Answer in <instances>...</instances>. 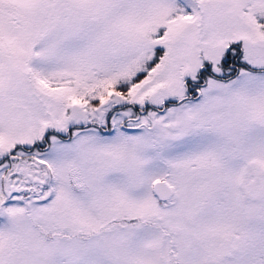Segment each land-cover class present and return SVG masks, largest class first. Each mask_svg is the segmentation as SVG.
I'll return each mask as SVG.
<instances>
[{
	"label": "rangeland",
	"instance_id": "374dc122",
	"mask_svg": "<svg viewBox=\"0 0 264 264\" xmlns=\"http://www.w3.org/2000/svg\"><path fill=\"white\" fill-rule=\"evenodd\" d=\"M0 264H264V0H0Z\"/></svg>",
	"mask_w": 264,
	"mask_h": 264
},
{
	"label": "flooded vegetation",
	"instance_id": "af4514ba",
	"mask_svg": "<svg viewBox=\"0 0 264 264\" xmlns=\"http://www.w3.org/2000/svg\"><path fill=\"white\" fill-rule=\"evenodd\" d=\"M231 50V49H230ZM235 55V54H234ZM230 51H228L227 53H226V57H225V59H224V63L226 64V65H228V67H230L231 68V73H230V75H228V76H222L221 78L223 79V80H225V81H229V80H234L235 78H237L239 75H240V73H241V71H240V69H241V67L242 66H247L246 64H245V62H242L240 59H239V57H241L240 56V54L237 56V58H235V56H234ZM207 74L205 75L206 77H202L201 79V81L202 82H200L198 85H197V87L195 88V90H193V91H195V96H196V98L199 100L200 98H201V93H202V88L204 87V86H206V83H207V80H206V78L207 77H214V75H212V74H210V71L209 70H207V72H206ZM110 102V99H107L106 101H104V102H101L99 105H98V107H96L95 109H96V111L99 113V120L101 121L104 117H105V114H106V111H105V109H103V107H104V105H106L108 102ZM107 102V103H106ZM104 103H106V104H104ZM110 114V113H109ZM107 115V124H108V122L110 121V118H111V116L110 115ZM107 126V125H106ZM102 130L103 131H105L107 134H109V133H112L114 130H116L114 127L113 128H106V129H103L102 128ZM79 132L80 131H78V130H76V129H74L73 127L69 130V132H68V135L67 136H64V135H61V140H63L65 143H68L67 142V140H69L70 139V141L71 140H75L73 137H75V136H77V134H79ZM37 145V149H39V150H41V149H45V148H48V146H49V144H47L45 147H43V145L42 144H36ZM17 158L18 156L16 155V154H14V155H11V158ZM41 162H43L44 163V161H41ZM19 173V174H18ZM36 173L38 174L39 173V171L37 170L36 171ZM16 174H17V176L15 177V179H16V182H17V185H19L20 184V186L21 185H23V183H25L26 185H29V181L31 182V183H34V184H36V183H39L40 185H42V182H43V180L42 179H40L39 177H33V175L31 174V173H29V172H27L26 173V177H27V179L25 180V182L23 181V180H21L20 178H21V176H20V171H17L16 170ZM44 177H48V174L47 173H44ZM9 179H11V178H9ZM160 180H162V181H167L170 185H171V181L169 182V177H165V178H160ZM8 181H10V180H8ZM28 183V184H27ZM154 184V183H153ZM152 187H153V185H152ZM173 187V186H172ZM26 188L27 189H23L24 191H22V192H20V194L22 193V194H24V195H26L27 193H30V188H28V186H26ZM11 190H13V189H19L18 187H16L15 185H13L11 188H10ZM15 194H17V193H13L12 194V196L13 195H15ZM156 195V194H155ZM12 196H10V197H12ZM156 199L157 200H159L158 199V197H157V195H156ZM160 201H162V202H164L163 200H160ZM6 202V200H3V204ZM226 239V238H225ZM230 240V239H229ZM230 243H231V241H230ZM231 255V254H230Z\"/></svg>",
	"mask_w": 264,
	"mask_h": 264
},
{
	"label": "water",
	"instance_id": "95a60500",
	"mask_svg": "<svg viewBox=\"0 0 264 264\" xmlns=\"http://www.w3.org/2000/svg\"><path fill=\"white\" fill-rule=\"evenodd\" d=\"M108 102V101H107ZM106 102V103H107ZM104 103V104H106ZM12 186L11 185H7V188H6V193L8 196H11L14 192L20 190V189H13L11 190ZM23 190V189H22ZM153 190H154V193L160 198V199H169L173 196L174 194V190L173 188L169 185V183L167 181H162V180H159L157 182L154 183L153 185ZM222 248H223V253L225 255H229L230 254V241L229 239H224L222 241V244H221Z\"/></svg>",
	"mask_w": 264,
	"mask_h": 264
},
{
	"label": "trees",
	"instance_id": "16d2710c",
	"mask_svg": "<svg viewBox=\"0 0 264 264\" xmlns=\"http://www.w3.org/2000/svg\"><path fill=\"white\" fill-rule=\"evenodd\" d=\"M238 53H236L234 56H235V58H237V56L240 54L239 53V51H237ZM241 56V55H240ZM239 59L242 61V58L241 57H239ZM243 62V61H242ZM246 64V63H245ZM138 217V216H137ZM139 218H141V217H138V220L137 221H141V219H139ZM136 220V219H135ZM134 219L132 220V219H130V222H134L135 221Z\"/></svg>",
	"mask_w": 264,
	"mask_h": 264
}]
</instances>
